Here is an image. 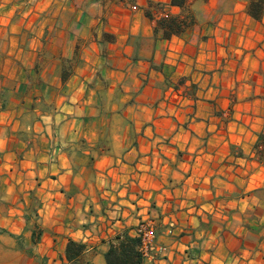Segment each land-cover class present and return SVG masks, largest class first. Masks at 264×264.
<instances>
[{"label": "crops", "instance_id": "crops-1", "mask_svg": "<svg viewBox=\"0 0 264 264\" xmlns=\"http://www.w3.org/2000/svg\"><path fill=\"white\" fill-rule=\"evenodd\" d=\"M182 1L0 0V264H264V11Z\"/></svg>", "mask_w": 264, "mask_h": 264}, {"label": "trees", "instance_id": "trees-1", "mask_svg": "<svg viewBox=\"0 0 264 264\" xmlns=\"http://www.w3.org/2000/svg\"><path fill=\"white\" fill-rule=\"evenodd\" d=\"M183 4L184 3L182 0H172V5H183ZM249 11L254 18L260 19L264 11V0H254L250 5ZM161 25L164 26L166 30H168V32H173V33L181 32L183 27V24L179 23L176 19H172L167 23H161ZM167 35L169 34H166V36ZM125 240L127 242V245L121 243L120 249H123L124 254L122 255L126 257V261L119 259L118 257L119 247L112 245L107 255L109 264H129L132 261L133 256L136 258L138 264L141 263L142 256L140 255L139 252L136 251V247L140 243L139 239L126 236ZM85 249H86V245L77 244L71 241L68 245V250H67L68 259L70 261H73Z\"/></svg>", "mask_w": 264, "mask_h": 264}, {"label": "built area", "instance_id": "built-area-1", "mask_svg": "<svg viewBox=\"0 0 264 264\" xmlns=\"http://www.w3.org/2000/svg\"><path fill=\"white\" fill-rule=\"evenodd\" d=\"M160 9H162V7ZM136 232L140 241L138 252L142 258H149L157 250L156 226L150 221H143L138 225ZM160 250L164 251V248Z\"/></svg>", "mask_w": 264, "mask_h": 264}]
</instances>
